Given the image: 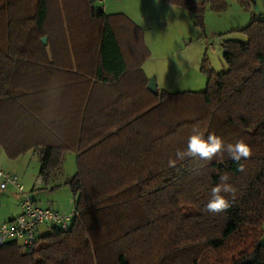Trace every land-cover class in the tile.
<instances>
[{"label": "trees", "instance_id": "obj_1", "mask_svg": "<svg viewBox=\"0 0 264 264\" xmlns=\"http://www.w3.org/2000/svg\"><path fill=\"white\" fill-rule=\"evenodd\" d=\"M160 1L202 26L208 0ZM97 3L0 0V145L13 159L34 152L46 185L76 153L78 172L54 189L69 187L79 213L73 228L38 235L32 253L7 242L0 264H264V20L224 42L228 70L209 72L205 92L154 94L141 27ZM193 128L243 139L245 171L227 152L178 159ZM225 173L235 198L205 212Z\"/></svg>", "mask_w": 264, "mask_h": 264}, {"label": "rangeland", "instance_id": "obj_2", "mask_svg": "<svg viewBox=\"0 0 264 264\" xmlns=\"http://www.w3.org/2000/svg\"><path fill=\"white\" fill-rule=\"evenodd\" d=\"M157 2L107 0L104 12L108 15L125 14L141 27L139 34L144 47L141 52L139 49L141 55L137 56L141 68L150 80L155 79L158 90L169 93L205 92L210 80L209 72L217 75L228 70L223 59L224 42L244 41L245 36L239 31L245 30L255 20H264V0H223L220 2L224 3L221 11L214 10V1L208 0L204 7L202 26L198 25V17L193 10L160 0ZM35 155L28 151L20 156L21 159H13L0 145V169L18 175L20 182L25 183V192L32 198L41 192L40 188L35 187L41 170V163ZM66 155L70 158L67 157L62 167L59 177L61 183L78 172L74 153ZM43 186H47L46 182ZM69 192L71 190L68 187H63L59 193L63 203L68 199V208L74 201H71ZM23 201L24 197L19 191L11 187L8 190L0 189V227L18 213ZM57 205L51 207L57 209ZM46 206L39 201L38 207L46 209ZM49 230L48 225H42L38 233L45 235Z\"/></svg>", "mask_w": 264, "mask_h": 264}, {"label": "built area", "instance_id": "obj_3", "mask_svg": "<svg viewBox=\"0 0 264 264\" xmlns=\"http://www.w3.org/2000/svg\"><path fill=\"white\" fill-rule=\"evenodd\" d=\"M106 1L98 0L102 10L106 9L104 6ZM0 180L1 190H7L13 187L24 197L22 214L0 227V248L9 241H17L27 252L32 253L40 226H56L65 231L73 228L76 218L79 215L77 206H75V200L72 206L64 211H55L51 208L44 209L38 207L31 195L25 192V188L20 182L18 175H12L4 169H0ZM42 185L43 179L40 177L36 181V187L40 188Z\"/></svg>", "mask_w": 264, "mask_h": 264}, {"label": "clouds", "instance_id": "obj_4", "mask_svg": "<svg viewBox=\"0 0 264 264\" xmlns=\"http://www.w3.org/2000/svg\"><path fill=\"white\" fill-rule=\"evenodd\" d=\"M223 152H227L229 157L239 165L238 171L240 172L245 171V165L240 162L252 156L250 145L243 139L225 144L224 140L214 133L208 134L205 138L204 133L197 128H193L192 134L188 137L186 149L178 151L176 155L180 160L191 157L211 161ZM175 164V160L169 161L170 167H175ZM229 179L227 173L220 176V183L211 189L210 199L204 208L205 212L219 214L230 207V201L225 194H231L234 199L236 188L228 182Z\"/></svg>", "mask_w": 264, "mask_h": 264}, {"label": "crops", "instance_id": "obj_5", "mask_svg": "<svg viewBox=\"0 0 264 264\" xmlns=\"http://www.w3.org/2000/svg\"><path fill=\"white\" fill-rule=\"evenodd\" d=\"M96 57H92V61H91V65H92V67L94 68L95 66H96ZM95 69V68H94ZM149 77V76H148ZM74 155L76 156V158H77V164H78V155L76 154V153H74ZM70 158V156H67L66 155V158H65V162L64 163H66V161H67V159L68 158ZM21 159V158H20ZM74 176V175H73ZM72 177V176H71ZM71 179V178H70ZM38 180V179H37ZM36 180V181H37ZM67 180V179H66ZM23 181H25V178H24V180ZM35 181V182H36ZM22 182V181H21ZM65 182V181H64ZM23 184L25 185V183L23 182ZM44 184V183H43ZM64 183H61V181L59 180V178H58V180L56 179V180H53V182H50L47 186H43L42 185V187H40V189H41V192H38V193H36L34 196H33V198H34V200H35V202H36V204L38 205V203H39V201H40V203H45L47 206V208H51V209H53V210H58V211H63V210H66L67 208H68V199H67V201L65 200V202L64 203H66V204H64L63 203V201H61L62 199H61V194H59L61 191H62V189H63V187H67V186H63V187H61V188H56V189H54L56 186H58V185H63ZM35 187H36V183H35ZM11 188H13V187H11ZM69 188V187H68ZM9 189V188H8ZM7 189V190H8ZM14 189V188H13ZM70 189V188H69ZM70 194V197H71V201L73 200V197H72V193L71 192H69ZM57 205L56 207H57V209H54L53 207H51V206H55V205ZM21 207H22V205H21ZM45 207V208H46ZM18 213L16 214V215H13L14 217H10V219L9 220H6V221H4L5 223L6 222H10L11 220H14V219H16L19 215H21V213H22V208L21 209H19L18 211H17ZM41 227V226H40ZM40 227H39V230H38V232L40 231ZM37 232V233H38ZM38 235H42V234H39L38 233Z\"/></svg>", "mask_w": 264, "mask_h": 264}, {"label": "water", "instance_id": "obj_6", "mask_svg": "<svg viewBox=\"0 0 264 264\" xmlns=\"http://www.w3.org/2000/svg\"><path fill=\"white\" fill-rule=\"evenodd\" d=\"M43 42H44L45 45H47V43H48L47 38L43 39ZM157 86L158 85H157L155 79H153V80H150V82H149L147 87H148V90L150 92H152L154 94H157L158 93V87Z\"/></svg>", "mask_w": 264, "mask_h": 264}]
</instances>
